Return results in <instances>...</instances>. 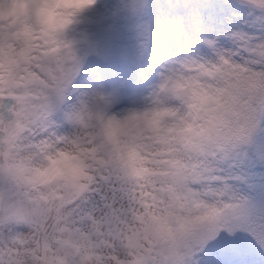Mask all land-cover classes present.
<instances>
[{
	"label": "snow or ice",
	"instance_id": "1",
	"mask_svg": "<svg viewBox=\"0 0 264 264\" xmlns=\"http://www.w3.org/2000/svg\"><path fill=\"white\" fill-rule=\"evenodd\" d=\"M0 264H264V0H0Z\"/></svg>",
	"mask_w": 264,
	"mask_h": 264
},
{
	"label": "clouds",
	"instance_id": "2",
	"mask_svg": "<svg viewBox=\"0 0 264 264\" xmlns=\"http://www.w3.org/2000/svg\"><path fill=\"white\" fill-rule=\"evenodd\" d=\"M51 22H52V23H55V20L53 19Z\"/></svg>",
	"mask_w": 264,
	"mask_h": 264
}]
</instances>
